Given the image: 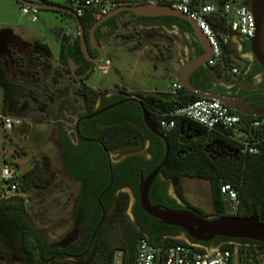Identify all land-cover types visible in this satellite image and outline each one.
<instances>
[{
	"label": "trees",
	"instance_id": "16d2710c",
	"mask_svg": "<svg viewBox=\"0 0 264 264\" xmlns=\"http://www.w3.org/2000/svg\"><path fill=\"white\" fill-rule=\"evenodd\" d=\"M248 1L243 0V2ZM43 2L46 1L43 0ZM67 2L68 0H63L54 3L65 5ZM119 3L135 4L142 2L140 0H119ZM124 12L127 11H122L118 14ZM60 13L68 15L63 12ZM118 14L95 28L96 38L100 35L99 31L102 27L112 26V28H115L114 19ZM130 15L139 24L144 25L143 28L151 25V28L143 29L146 32L153 31L152 27L157 24H176L182 30H191L186 21L174 16H162L160 18L144 17L133 13H130ZM78 18L85 34L90 25L96 20L90 18L87 13L78 16ZM159 18L161 22L157 21ZM240 45L242 51H249L247 40L240 41ZM33 46L44 57L48 58L52 55L50 48L45 43L35 41ZM228 47L229 43L224 51L222 64L197 67L194 72L201 79L197 80L190 74V83L195 87L215 92H235L234 85L229 89H225L222 85L234 82L226 74V71L233 64L232 59L227 54ZM88 52L96 54V51L90 48H88ZM68 58L79 64L81 71H85L91 66L88 75L93 69L94 64H83L84 59L79 49L77 36L73 40H69L67 37L58 39L56 62L59 73L64 70L69 73ZM256 74L260 75L258 87L264 88V69L256 63L254 58H251L246 65L245 76L250 78ZM0 88L2 89V108H5L8 100L15 98L22 90L21 85L12 81L6 75L5 67L1 60ZM85 90L94 92L96 89H91L84 83H80L79 93L82 94ZM136 96L140 99V104L130 103L129 114L107 129L104 134L106 146L136 147L142 146L146 140H149V145L145 149L151 155V162H153V165H157L160 162L164 153V142L160 137L150 132L142 123L141 110L143 108L157 125L160 132L164 134L168 145L166 160L158 170V174L161 177H168L173 180L175 193L186 209L204 218L254 215L264 223V124L253 125V122L258 121L261 116L238 114L240 120L235 130L221 132L206 130L185 118H175L174 127L166 131L158 126L159 114L169 110L174 105H182L200 97L184 88L177 93L157 92L146 95L136 94ZM187 135H190L192 139L182 143V136L186 137ZM243 140L253 143L257 151L255 153L241 151V141ZM86 152L88 154L85 153V155L81 156L83 171H74L67 161L63 160V167L68 175L72 179H77L81 182L82 191L89 190L88 192L92 194L90 198L93 201L90 204L91 207L96 205L97 197L109 184L110 177L112 182L117 183L116 185H129L136 194L132 217L125 213L127 198L124 192L118 193L113 198V205L110 202L101 221L98 213V218L92 226L90 225L91 213H89L91 207H86V205L82 204L86 227L81 239H85L84 235L86 233L88 235L87 238L92 239L88 255L85 258L83 254L75 256L74 259H82L78 263L68 259L69 255H64L49 247L41 232L26 217L24 198L21 195L16 193L2 197L0 198V264H113L117 251L120 252L119 264H132L135 244L139 238H144L153 246L184 243L183 240L176 238L177 233L181 230L179 227L161 223L140 209L137 201L138 183L136 179L133 181V177L136 178V171L143 170L144 164H141L138 158L131 156L117 163L116 166L111 167V174L106 161H103L99 165V172L96 173L93 171L94 166L89 152ZM184 176L208 180L212 204L211 213L205 212L185 199L180 184ZM40 177L41 171L39 168L32 166L16 178L22 187H28ZM156 180L157 178L151 182V189L155 188ZM221 182L229 183L236 191L237 204L233 212H228L225 208V200L219 192ZM102 196L100 197L101 199ZM149 202L151 204L159 202L169 205L172 209H178V204L171 205L169 203L170 200L165 191H159L157 196L149 200ZM97 223L99 224L98 227H96ZM187 239L192 243H198L200 249H203L206 244V242L195 241L188 236ZM213 240L212 246H218L219 249H231L234 244H238L237 242H247V246L239 244L240 264H255L254 255L258 250L257 241L221 236H215ZM72 248L79 249L80 246L75 244Z\"/></svg>",
	"mask_w": 264,
	"mask_h": 264
},
{
	"label": "rangeland",
	"instance_id": "374dc122",
	"mask_svg": "<svg viewBox=\"0 0 264 264\" xmlns=\"http://www.w3.org/2000/svg\"><path fill=\"white\" fill-rule=\"evenodd\" d=\"M49 1L59 2L61 0ZM30 15V12L21 14L20 5L14 0H0V32L8 30L25 43L37 40L47 44L50 48L52 53L50 57L41 56L44 63L50 65L46 68L47 82L50 80L49 74L52 67H57L58 36H55V31L61 32L66 27L74 28V22L68 15L53 10L37 9L35 20H31ZM127 17V13L121 16V22H118L112 36L101 37L104 56L83 82L98 90L120 86L137 95L171 92L172 76L159 63L154 64L153 61L163 59L170 65L177 64L183 57L184 36L173 28L157 25L152 27L153 31L146 32L143 29L151 27H139L135 25L136 23L132 18L129 21L126 19ZM172 40L178 56L170 47ZM232 57V63L238 68V74L233 76L227 70L228 78L236 80L237 86L241 88L255 86L257 76L254 75L251 78L245 76L246 65L251 57L244 59L238 44L233 47ZM0 58L5 67L6 75L12 81L21 76L18 65L14 66L11 64L12 62L8 64L5 59ZM106 59L109 61L107 70L105 72L98 71L97 66L104 64ZM58 76L55 84L66 87L64 94L67 93L71 102L79 104L81 102L78 91L79 84L65 70L61 71ZM1 98L2 89L0 88V114L10 112L9 114L19 117L21 122L10 130H4L0 127V167L3 163L8 164L15 168L17 176L32 166L41 171L40 179L28 187H22L18 181L17 194L24 198L26 217L47 239L46 236L58 232V225L64 222L59 216L68 206L75 183L67 175L57 171L60 161L54 149L50 126L52 116H34L30 112L16 113L10 111L7 106L2 108ZM37 118H45L46 122L38 123ZM67 119L71 120V117H67ZM127 153H141V149L123 150L121 156ZM180 184L183 196L189 203L200 207L207 213L212 212L208 180L184 176ZM167 191L175 197L171 182L168 184ZM224 205L230 212V204L224 201ZM125 213L129 216L128 208H126ZM49 218H56L54 224L48 225ZM217 247L207 249L212 250ZM119 256L120 253L117 251L115 257L116 260L120 261ZM254 261L255 264H264L263 250H257Z\"/></svg>",
	"mask_w": 264,
	"mask_h": 264
},
{
	"label": "flooded vegetation",
	"instance_id": "af4514ba",
	"mask_svg": "<svg viewBox=\"0 0 264 264\" xmlns=\"http://www.w3.org/2000/svg\"><path fill=\"white\" fill-rule=\"evenodd\" d=\"M149 27H151V25H149ZM104 29L105 31L103 32V35H99L97 38L100 43H102V36L108 37L113 32V28L111 26H105ZM3 36H5V46L0 47V57L5 59L8 64L12 62V65H18L21 76L14 78L13 81L22 86V90L15 98L8 100L6 106L10 111H14L16 113L30 112L34 116H52L50 120V126L52 129L54 149L55 154L60 161L57 171L63 175H67L75 183V188L71 194L68 206L65 208L63 213H60L59 216L64 222L58 225V232H56L54 235L46 236L48 240L44 237L43 238L48 243L49 247L57 250V252L63 253L64 255H69L70 257H68V259L79 263L82 261V259H74L75 256L83 254V257L85 258L86 255H88L90 249L89 245L92 239L87 238V233L84 235L85 239H81L82 233L86 227L82 204L86 205V207H91L90 204L93 203V201L90 199L92 194L88 192L89 190L82 191L81 182L77 179H72L68 175L63 167V160H66L74 171H83L81 156L85 155V153H87L86 151H88L94 166L93 171L98 173L99 165L103 163V161H106L109 168V173L111 174L112 166H116L117 163L122 162L128 157H136L140 160L141 164H144L143 170L136 171V178L133 177V181L136 179L138 183L140 176H146V174L156 166L153 165V162H151V155L145 149L146 146L149 145V140H146L142 146L136 147L106 146L104 134L107 132V129L110 126H112L115 122L125 118L129 114L128 111H130V103L139 105L140 99L131 91L120 86H115L112 89H96L94 92L85 90L84 93H79L81 96V102L79 104L73 103L70 101L67 93L64 94L66 92V87H60L55 84L57 81L56 77H59L58 75L60 74L57 68L58 65L57 67H52L49 74V76H51L50 80L46 82V68L50 67V65L44 63V60H42L43 56L38 52V50L34 48V42L37 40H31L29 43H25L8 30L0 32V38ZM55 36H58L57 39L64 37L59 31H55ZM198 52V45L194 40L190 41V44H187L186 60L192 58ZM96 54L91 55L95 56ZM241 55L244 58L251 57L249 51H241ZM83 59L84 63H82L84 65L86 63H90L84 57ZM201 66L206 65L204 64ZM80 69L81 66L75 63L73 73L70 71L69 66V73H67L74 81L79 84V86L80 83H84L83 81L89 73H85L87 69L85 71H81ZM194 71L191 72V74L194 78L200 80L201 77ZM257 77L259 81L260 75L258 74ZM246 91H255L245 96L247 99H252L261 96L262 93L259 91H264V88H259L257 83L251 89L244 90L240 93H244ZM129 97H131V99H128ZM262 103H264V100L252 101L251 104L253 106H259ZM96 111L98 112L89 115ZM67 117H71V120H68ZM36 121L38 123H45L46 119L37 118ZM182 137V143H186L192 139L190 135ZM133 148H140L141 153H127L126 155L121 156V152L123 150H129ZM111 154L113 155L111 156ZM44 168L48 170V168L45 166ZM155 178H157L155 188H150L151 183L148 188V200L155 198L159 191H165L171 205L178 204L177 208L186 209L185 205L180 201L177 194L175 193L173 180L168 177L159 176L158 172L153 179ZM111 179L112 178L110 177L109 184L97 197L96 205H92L89 211V213H91L92 219H90L91 226L94 224L95 220H97L98 213L100 214L99 217L101 221L106 213V208L109 206L110 202L113 205V198L120 192L126 193L129 217H132V209L136 203L135 192L129 185H116L117 183L112 182ZM47 181H49V179H47ZM169 182L173 184V193L175 194V197L170 195L167 191ZM103 194L104 196H102ZM101 196L102 199L100 198ZM153 204H162L166 207H169V205L159 202H155ZM55 219L56 218H49L48 225H51L52 223L54 224ZM98 225L99 224L97 223L96 227H98ZM177 235H181V230L177 233ZM213 239L214 238L209 241H205V249L213 247ZM237 243L238 245H248L247 242ZM75 244H78L80 246L79 249L81 250L73 249L72 247ZM263 247L264 245L258 242L257 249L262 251Z\"/></svg>",
	"mask_w": 264,
	"mask_h": 264
},
{
	"label": "built area",
	"instance_id": "2783aa9c",
	"mask_svg": "<svg viewBox=\"0 0 264 264\" xmlns=\"http://www.w3.org/2000/svg\"><path fill=\"white\" fill-rule=\"evenodd\" d=\"M27 1L43 2V0ZM141 2L167 5L192 19L210 47L211 54L205 61L206 66L222 64L230 35L236 34L248 40L254 33L253 17L248 2H243V0H142ZM119 4V0H68L65 6L71 8L77 16L87 13L90 18L98 19ZM19 5L21 14L30 12V19H36L37 8L22 2ZM61 34L73 40L77 36L76 26L66 27ZM97 63L99 61L94 64L93 68ZM108 65L109 61L106 59L104 64L97 66V70L105 72ZM229 71L231 74H236L238 69L231 66ZM170 86V93H177L183 88L176 80L171 82ZM175 118H185L206 130L218 132L235 130L240 120L237 113L230 111L218 100L208 98L194 99L161 112L157 121L158 126L167 131L174 127ZM20 122L21 119L15 115L0 114V127L4 130H10ZM261 124H264V115L258 121L253 122L255 126ZM241 143V151L248 153L257 151L253 143L245 140ZM16 177L15 168L6 163L1 165L0 198L17 193L18 180ZM219 192L230 204V212H233L237 204L235 189L229 183L221 182ZM238 249V244H234L231 249H200L199 244L192 242L153 246L144 238H139L135 244L132 264H240ZM119 262L115 257L113 264H119Z\"/></svg>",
	"mask_w": 264,
	"mask_h": 264
},
{
	"label": "water",
	"instance_id": "95a60500",
	"mask_svg": "<svg viewBox=\"0 0 264 264\" xmlns=\"http://www.w3.org/2000/svg\"><path fill=\"white\" fill-rule=\"evenodd\" d=\"M14 2L18 4L20 2L26 3L37 9L53 10L68 14L74 20L76 26L80 52L90 64H95L104 56L102 45L95 36V28L122 11L144 17L174 16L183 19L190 26L191 30L189 33L198 45L199 52L182 63L175 74V80L187 91L194 93L200 98L218 100L221 104L237 114L248 116L264 115V103L259 106H253L251 104L252 101L264 100V91H259L262 95L257 98L247 99L245 96L255 91H246L244 93L215 92L195 87L190 83L189 76L191 72L197 67L204 65L205 61L210 57V47L207 39L192 19L167 5L149 2L119 4L96 19L85 34L78 16L71 8L65 5L54 2H32L27 0H14ZM248 5L254 21V33L253 36L248 39L249 52L256 63L264 69V0H249ZM4 46L5 36L0 38V47ZM88 48L94 49L97 54L92 56L88 52ZM67 61L70 71L73 73L75 63L70 58H68ZM90 70L91 66L87 68L85 73H88ZM128 99H131V97ZM97 112L98 111L89 115ZM141 119L150 132L162 139L164 142V153L160 162L151 169L146 176L139 177L137 184V201L140 209L147 215L159 220L161 223L179 227L181 229V235H177L176 238L184 242H190L187 236L200 242L209 241L215 236H221L226 238L253 240L264 245V223L254 215L204 218L189 209H172L162 204H151L149 202L147 197L148 188L156 173L166 160L168 145L164 134L160 132L157 125L151 120L150 116L143 108L141 110Z\"/></svg>",
	"mask_w": 264,
	"mask_h": 264
},
{
	"label": "crops",
	"instance_id": "0c3cea01",
	"mask_svg": "<svg viewBox=\"0 0 264 264\" xmlns=\"http://www.w3.org/2000/svg\"><path fill=\"white\" fill-rule=\"evenodd\" d=\"M128 14V17L126 18V19H128L129 21L130 20H132L133 19V21L136 23L135 25H137V26H139V27H144V25H142V24H139L137 21H136V19L133 17V16H131L130 15V13L129 12H124V13H121V14H118L116 17H115V19H114V25H115V28L113 27V32L110 34V36H112L113 34H114V32H115V29H116V27L118 26V22H121V16L123 15V14ZM132 18V19H131ZM161 18V17H160ZM157 19V21H159V22H161V19ZM157 26H160V27H164V28H173V29H175V30H177L179 33H181L183 36H184V53H183V57H182V59H180L179 60V62L177 63V64H173V65H170V64H168L167 63V61H165V60H163V59H160L159 61H153L154 62V64H156V63H159L161 66H162V68L170 75V76H172V82L173 81H175V74L177 73V71L179 70V68H180V66L182 65V63L187 59V44L189 43L190 44V41H193L194 39H193V37H192V35L189 33V31H185V30H182L178 25H176V24H171V25H165V24H157ZM112 27V26H111ZM145 27H149V26H145ZM105 27H102L101 28V30L99 31V33H100V35H101V32L102 31H105V29H104ZM110 36H108V37H110ZM242 40H244V38L243 37H241V36H239V35H236V34H232V35H230V40H229V47L227 48L228 49V51H227V54H229V56H230V58L231 59H233V57H232V53H233V47H234V45L235 44H238L239 46H240V49H241V51H242V48H241V45H240V41H242ZM42 43V42H41ZM174 45V43H173V40L171 41V43H170V47H171V49L173 50H175V53H176V55L178 56V53H177V49H176V47L175 46H173ZM244 58V57H243ZM251 58H252V56H251ZM245 59V58H244ZM0 60H2L1 58H0ZM250 61V60H249ZM248 61V62H249ZM247 62V63H248ZM58 64H57V62H56V66H57ZM232 66H233V64H232ZM235 66V65H234ZM236 67V66H235ZM237 68V67H236ZM238 69V68H237ZM63 72V71H62ZM230 72V71H229ZM231 74V73H230ZM238 74V72L236 73V74H231V75H237ZM258 74H256V76H257ZM253 77V76H252ZM251 78V77H250ZM258 83V77H257V80H256V83L255 84H257ZM86 85V84H85ZM223 85V87L225 88V89H229L231 86H235V92L236 93H238V92H242V91H244V90H247V89H251L252 87H249V88H241V87H239V86H237V81L236 80H234V82L233 83H225V84H222ZM87 87H89V88H91V89H95V87H91V86H88V85H86ZM155 93H157V92H155ZM10 113V112H9ZM8 113V114H9ZM6 114H7V112H6Z\"/></svg>",
	"mask_w": 264,
	"mask_h": 264
}]
</instances>
